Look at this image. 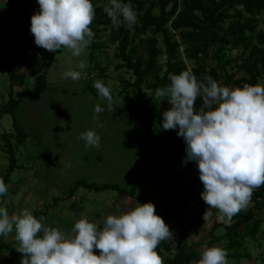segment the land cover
I'll return each mask as SVG.
<instances>
[{
  "label": "rangeland",
  "instance_id": "rangeland-1",
  "mask_svg": "<svg viewBox=\"0 0 264 264\" xmlns=\"http://www.w3.org/2000/svg\"><path fill=\"white\" fill-rule=\"evenodd\" d=\"M20 2L25 9L36 8V0ZM5 9L6 5L0 2V15ZM26 33L24 29H19L14 35L20 37ZM98 35L106 36L108 31H100ZM100 38L101 45L106 41L100 50L88 46L79 56H73L71 50L64 47L61 53L55 55L48 69L46 89L37 97L31 90L36 86V75L45 70L42 58L39 55L29 57L24 64L11 67L14 72L25 76L24 85L12 88L14 99L17 92L27 90L28 93L21 98L14 116L5 114L0 117V135H16L13 127H17L25 140L17 144L14 137L11 139L19 167L9 177L7 193L0 195V207H5L10 216L18 215L24 209L33 215L38 211L36 218L44 217L46 226L58 228L68 237L73 235L72 226L79 219L86 218L102 227L108 215L118 216L135 207L136 203L151 202L155 206V214L164 220L173 234L172 240L163 241L175 249L186 240L190 248L201 254L207 248L212 225L224 221L218 219V210L215 208L210 210V215L203 217L208 205L199 195L203 185L198 177V169L196 165L182 164L180 161L178 147L173 146L177 130H163L161 127L162 113L170 109L171 105L166 98L162 99L156 94L147 104L152 111L150 122L154 126V142L172 145L163 156L148 166L150 151L142 139L143 130L138 119L133 113L119 110L125 103L126 92L122 90L118 78L130 81L132 78L129 73L114 70L117 64L112 56L115 45L105 37ZM37 47L41 51L52 52ZM236 53L228 52L227 57L235 60ZM1 59L0 56V63ZM81 62L85 64L83 69L79 68ZM69 69L80 71L81 77L78 80L64 78L63 73ZM101 69H104V73L100 72ZM8 80L7 71L0 67V105H4L9 98ZM97 80L110 89L111 101L86 89L87 83L94 88ZM96 105L103 111L95 113ZM87 130H94L100 136L99 148L85 146L80 135ZM4 148L5 141L0 137V172L8 164ZM66 164L71 166L66 167ZM169 176L171 178L167 184L170 189L163 192L161 198L169 205L164 207L158 198L161 184ZM136 178H140V183L133 197L112 190L96 192L79 188L71 199L65 198L69 188L80 179L96 185L113 184L129 189ZM57 197L60 199L51 205ZM185 197H188L187 202L184 201ZM73 202L80 206L72 210L70 204ZM249 207L250 203L246 205V208ZM178 211L180 221L177 219ZM197 215L199 218H196ZM260 217L264 218V204ZM195 218L198 223H193ZM214 233L220 235L223 230L217 228ZM0 243L13 244L12 250L21 254L16 251L19 242L15 239L14 231L7 236H0ZM211 246L223 248L225 242L215 241ZM237 251L242 254L245 252L249 257H226L227 264H264V223L260 225V233L255 239L247 237L243 249ZM2 252L0 264H12V252L7 254L9 258L5 263ZM93 252L99 255L98 249H93ZM20 259L21 256H17L13 260Z\"/></svg>",
  "mask_w": 264,
  "mask_h": 264
},
{
  "label": "clouds",
  "instance_id": "clouds-1",
  "mask_svg": "<svg viewBox=\"0 0 264 264\" xmlns=\"http://www.w3.org/2000/svg\"><path fill=\"white\" fill-rule=\"evenodd\" d=\"M36 2L39 10L30 17L29 28L35 45L52 52L63 46L73 56L90 46L95 35L89 27L95 15L91 0ZM103 10L114 25L124 22L134 31L137 14L130 2L108 0ZM84 67L81 62L79 68ZM63 77L78 80L81 72L69 69ZM168 79L167 86L156 90L171 105L162 113L161 127L177 130L185 144L182 163L196 164L203 185L199 195L208 205L203 217L215 208L218 219L230 221L249 203L253 189L264 185V85L230 88L210 76L198 81L188 71L170 73ZM94 88L98 96L111 101L110 89L101 81H95ZM197 96L202 97L198 110L194 108ZM102 111L94 106L95 113ZM80 138L86 147H100L101 138L94 130L81 133ZM7 191L0 177V195ZM44 219L27 209L10 216L0 207V236L15 232L20 264H163L156 248L162 240L173 238L151 202L136 203L118 216L108 215L102 227L79 219L68 237L46 226ZM226 257V249L211 246L195 264H227Z\"/></svg>",
  "mask_w": 264,
  "mask_h": 264
},
{
  "label": "trees",
  "instance_id": "trees-1",
  "mask_svg": "<svg viewBox=\"0 0 264 264\" xmlns=\"http://www.w3.org/2000/svg\"><path fill=\"white\" fill-rule=\"evenodd\" d=\"M0 2L6 5V9L0 15L2 57L0 67L7 71L9 79V98L4 105H0L2 117L5 114L14 116L15 111L19 109L21 98L28 93L27 90L17 92L14 99L12 88L24 85L25 76L14 72L11 67L24 64L29 57L39 55L42 58L45 70L36 75L34 78L36 86L31 90L37 97L46 89L48 69L54 56L61 53L64 47L47 53L39 50L34 44L29 28L30 17L39 10L37 3L35 9H25L20 0ZM91 2L95 15L89 27L95 35L90 46L97 50L103 48L106 41L104 40L101 45L100 37L112 42L115 45L112 56L117 61L114 70L129 73L132 78L131 81L118 78L122 90L126 92L125 103L119 110L133 113L138 119L143 130L142 139L150 151L148 166L172 146L154 142V126L150 122L152 111L147 107L148 102L155 97L156 90L170 83L168 79L170 73L180 74L188 71L195 75L198 81L210 76L219 85L235 88L242 87L245 83L264 85V0H123L125 3L130 2L137 14V22L133 25L134 31H129L124 22L118 25L111 22L103 10L108 0ZM120 19L122 21V17ZM19 29H24L28 33L17 37L14 32ZM98 30L108 31V35L99 36ZM232 51L238 52L235 60L227 57L228 52ZM90 61L92 62L91 58ZM100 72L104 73V69ZM239 74L241 76H238ZM85 87L94 95H98L97 89L94 90L88 83ZM201 106L202 97L197 96L194 108L198 110ZM13 128L16 135L6 133L0 135L2 141H5L4 149L8 161L7 168L0 172L5 184H8L10 175L19 167L11 139L14 137L17 144L25 140V136L18 128ZM173 146L178 147L181 161L185 156L183 138L177 136ZM187 163L196 165L192 161ZM170 178L171 176L163 181L166 184H161L159 193L158 200L164 207L169 204L161 198L163 192L170 189L167 184ZM139 183L140 178H136L129 189H122L113 184L96 185L80 179L69 188L65 198L71 199L79 188L96 192L112 190L123 196L133 197ZM57 199L60 198H54L51 205L56 204ZM185 200L187 202L188 197H185ZM249 203L251 207L243 208L230 221L223 220V223L212 225L207 247L215 241H224L223 248L227 250L228 258L249 257L247 253L242 254L237 249H243L247 237L254 240L260 233V225L264 223V218L260 217L264 204V185L253 189ZM78 206L75 202L70 204L72 210ZM37 213L38 211L34 212L35 217ZM42 214L45 215L46 212ZM177 215V219H181L179 211ZM196 218L193 223H198ZM217 228H221L223 233L215 235L214 231ZM186 242L184 240L172 249L168 242L162 240L156 251L161 256L163 264H195L201 254L190 248ZM12 248L14 247L11 243H0V251H4L2 252L4 263L9 258L7 254L11 252V260L22 255L15 253Z\"/></svg>",
  "mask_w": 264,
  "mask_h": 264
},
{
  "label": "crops",
  "instance_id": "crops-1",
  "mask_svg": "<svg viewBox=\"0 0 264 264\" xmlns=\"http://www.w3.org/2000/svg\"><path fill=\"white\" fill-rule=\"evenodd\" d=\"M13 263L12 264H20L17 260H12Z\"/></svg>",
  "mask_w": 264,
  "mask_h": 264
},
{
  "label": "built area",
  "instance_id": "built-area-1",
  "mask_svg": "<svg viewBox=\"0 0 264 264\" xmlns=\"http://www.w3.org/2000/svg\"><path fill=\"white\" fill-rule=\"evenodd\" d=\"M183 157H184V156H183ZM183 157H182V158H183ZM181 161H182V160H181ZM178 168H180V167H178Z\"/></svg>",
  "mask_w": 264,
  "mask_h": 264
}]
</instances>
